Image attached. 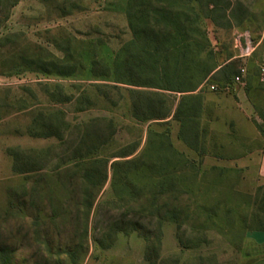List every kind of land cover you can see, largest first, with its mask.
I'll return each mask as SVG.
<instances>
[{
    "label": "rangeland",
    "instance_id": "rangeland-1",
    "mask_svg": "<svg viewBox=\"0 0 264 264\" xmlns=\"http://www.w3.org/2000/svg\"><path fill=\"white\" fill-rule=\"evenodd\" d=\"M125 2L20 0L0 28V247L13 252L12 264H264V246L250 239L252 233L264 232L254 230L255 218L264 219V202H258L264 198V189L258 191L264 188L257 175L259 142L227 143L225 158L214 146L222 135L205 125L200 133L199 115L190 122L181 117L137 121L127 87L120 86L119 93L92 87L110 85L108 80L92 77V60L111 68L114 55L130 40ZM236 2L248 15L241 25L232 20V27L222 30L204 22L209 62L220 66L231 54L237 56L239 48H253L247 58L234 62L245 69L241 82L251 81L247 91L256 110L264 114V0H231L234 6ZM62 67L73 73L59 75ZM220 79V74L208 78L201 87L202 98L214 103L208 96L230 91L209 90ZM101 92H109V100ZM166 96L175 108L182 95ZM66 98L69 101L63 102ZM188 106L189 102H183L181 116ZM261 113L253 120L263 127ZM48 114L51 118L45 129L34 124L38 115ZM95 118L102 120L99 126L111 120L115 131L95 158H110L136 145L137 151L123 159L131 160L144 150L148 132L154 133V170L131 171L128 180L147 196L154 183L158 214L174 210L184 220L179 227L169 221L161 223L155 263L145 259L146 243L135 233L118 234L105 249L99 244L114 222H138L154 230L147 219H140L147 196L129 197L124 208L112 205L115 183H119L112 180L111 163L120 160L108 162L105 181L94 189L84 237L81 180L68 169L71 163L60 165L56 159L64 146L53 137L28 135L56 132L62 119L72 128ZM248 147L254 151L248 164L236 168L226 162L232 155L245 157ZM17 148L49 150L52 159L42 171L18 175L12 171L10 156ZM159 182L163 188H157ZM193 238L196 241L187 243Z\"/></svg>",
    "mask_w": 264,
    "mask_h": 264
},
{
    "label": "trees",
    "instance_id": "trees-1",
    "mask_svg": "<svg viewBox=\"0 0 264 264\" xmlns=\"http://www.w3.org/2000/svg\"><path fill=\"white\" fill-rule=\"evenodd\" d=\"M20 0H0V28L8 20L10 11ZM231 0H126L125 16L130 32V40L114 55L112 67L103 65L100 60L93 59L90 73L93 78L108 80L110 85H93L100 90L108 88L110 92L125 88L129 95L132 116L137 121L159 122L171 119L185 118L192 121L200 113L202 100L201 87L208 78L220 74L217 87L225 88L234 85L235 79L240 77V68L236 65L231 54L222 65L210 63V52L206 38L208 22L213 28L226 30L232 27V20L239 26L248 17L240 3L235 6ZM236 7V8H235ZM241 9V11L239 9ZM235 8V9H234ZM59 75L69 76L72 70L63 68ZM244 83L247 84V82ZM247 91V88H246ZM109 100V92H101ZM182 95L175 108L166 95ZM67 99V100H66ZM63 102L69 101L66 98ZM189 102L187 113L181 116V105ZM262 114V113H261ZM264 114L261 115L263 117ZM199 117V116H198ZM50 115H38L34 124L39 128L48 126ZM102 120L92 119L80 123L72 128L64 119L61 120V129L56 132L47 130L45 133L29 132L33 138L57 139L64 150L56 156L60 165L71 163L68 167L74 176L81 180L80 209H82L85 224L82 228L84 237L87 235V220L94 201V189L102 185L106 178V165L111 160L112 180H118L116 185L117 208H124L129 197L136 200L145 198L143 188L137 189L128 180V174L145 168L153 171L154 162V133L148 132L146 146L141 154L131 160H123L132 156L133 150L113 154L110 158H95L96 155L110 143L115 135L111 120L105 126H99ZM255 127L264 136V126L253 121ZM12 171L18 175H28L46 168L52 157L50 151L35 149H13ZM162 176V175H161ZM163 188L159 182L157 188ZM264 188H259L258 191ZM146 206L140 219H147L154 230L147 229L138 222H114L105 229L99 241L102 249L108 248L115 241L118 234L135 233L145 243V259L150 262L157 260L160 249V226L163 221L175 223L178 227L183 223L180 212L167 210L161 215L156 208L157 192H154V183L150 186ZM263 204L264 198H260ZM257 202V203H258ZM155 221V222H154ZM256 231H264V219L255 218ZM249 230L248 228H244ZM196 241L194 238L187 243ZM182 243V240L179 239ZM197 243V242H196ZM49 250V249H47ZM50 251V250H49ZM13 252L6 247H0V264H12Z\"/></svg>",
    "mask_w": 264,
    "mask_h": 264
},
{
    "label": "crops",
    "instance_id": "crops-1",
    "mask_svg": "<svg viewBox=\"0 0 264 264\" xmlns=\"http://www.w3.org/2000/svg\"><path fill=\"white\" fill-rule=\"evenodd\" d=\"M236 57L237 56L234 55L233 58ZM243 62L246 64L247 59H244ZM244 84L245 88H240V86H244ZM244 84H236L234 87L231 86L227 89L230 90L227 93L208 96L214 103H210L208 101L209 98H202L199 113L200 133L202 132L201 129L203 125H205L208 126V131L222 135L223 138L221 142H216L214 146L215 149L222 150V156L225 158L227 156L224 155V151L227 148V143L239 142L238 139L246 141L248 144L258 141L259 160L257 175L260 180L264 182V136L260 134L253 123V121H255L253 120L255 119L254 117L261 112L256 110L255 104L250 98L248 91L246 92V87L251 86V81ZM245 122L251 123V128L245 126ZM247 149L249 151H247L245 157L242 154L232 155L226 162L236 168L248 164L249 160H252L254 157V151H252L250 147ZM261 233L264 232H255L250 235V239L257 246H264Z\"/></svg>",
    "mask_w": 264,
    "mask_h": 264
},
{
    "label": "built area",
    "instance_id": "built-area-1",
    "mask_svg": "<svg viewBox=\"0 0 264 264\" xmlns=\"http://www.w3.org/2000/svg\"><path fill=\"white\" fill-rule=\"evenodd\" d=\"M245 40H246V38H245ZM252 49L253 48H239L240 53L237 55L236 58L248 57L250 55V53L253 51ZM262 71L264 73V70H262ZM244 72H245V69L243 67H241L240 68V77L235 79V83L234 84H243V82H241V79H242V75H243ZM261 80H264V79L262 78ZM208 88H209V90L211 92H217L218 91V87L214 86V85H210ZM227 89H228V87L224 88V90H226V91H227Z\"/></svg>",
    "mask_w": 264,
    "mask_h": 264
}]
</instances>
